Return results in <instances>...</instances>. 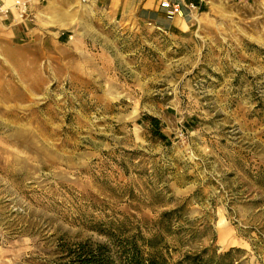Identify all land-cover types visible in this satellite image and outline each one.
I'll return each instance as SVG.
<instances>
[{
    "label": "rangeland",
    "instance_id": "1",
    "mask_svg": "<svg viewBox=\"0 0 264 264\" xmlns=\"http://www.w3.org/2000/svg\"><path fill=\"white\" fill-rule=\"evenodd\" d=\"M193 20L183 40L110 29L94 73L89 41L45 52L0 26V264L131 236L169 264H264V3Z\"/></svg>",
    "mask_w": 264,
    "mask_h": 264
},
{
    "label": "crops",
    "instance_id": "2",
    "mask_svg": "<svg viewBox=\"0 0 264 264\" xmlns=\"http://www.w3.org/2000/svg\"><path fill=\"white\" fill-rule=\"evenodd\" d=\"M18 1L24 0H0V6L11 8L8 14L0 15V26L6 35L28 45L37 44L45 52L51 44H74L76 49L84 52L81 43L89 41L92 46L85 52L91 68L86 69V73H94L95 68H100L98 60L105 62L107 59L110 29L149 26L160 36L183 40L195 24L193 16L210 7V3L202 4L194 12L183 7L182 14L168 18L165 9L160 7L161 0H28L33 15L29 22L19 18L13 8ZM188 1L197 3V0ZM258 2L264 3V0Z\"/></svg>",
    "mask_w": 264,
    "mask_h": 264
},
{
    "label": "trees",
    "instance_id": "3",
    "mask_svg": "<svg viewBox=\"0 0 264 264\" xmlns=\"http://www.w3.org/2000/svg\"><path fill=\"white\" fill-rule=\"evenodd\" d=\"M151 240H147V246L151 248L148 253H145L134 236L126 237L123 243L117 244L119 247L109 240L65 241L60 246L58 264H169L164 255L153 247ZM232 251L233 249L219 255L212 253L204 256L203 252L196 256H186L187 264H223L224 258ZM174 264L182 262L177 261Z\"/></svg>",
    "mask_w": 264,
    "mask_h": 264
},
{
    "label": "built area",
    "instance_id": "4",
    "mask_svg": "<svg viewBox=\"0 0 264 264\" xmlns=\"http://www.w3.org/2000/svg\"><path fill=\"white\" fill-rule=\"evenodd\" d=\"M45 1V0H39ZM258 1V0H253ZM211 0H197L194 1L181 0V2H170L168 0H161L160 7L166 11V16L172 18L175 15L182 14V8L185 7L189 12L197 11L202 4H209ZM13 8L17 11L19 18L25 21H32L33 15L31 13L30 2L28 0L18 1ZM11 11V8L0 6V15H6Z\"/></svg>",
    "mask_w": 264,
    "mask_h": 264
}]
</instances>
